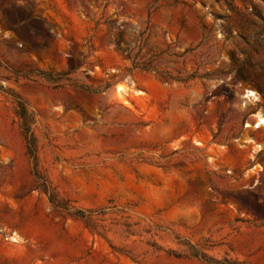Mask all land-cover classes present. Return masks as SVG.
<instances>
[{"label":"rangeland","instance_id":"1","mask_svg":"<svg viewBox=\"0 0 264 264\" xmlns=\"http://www.w3.org/2000/svg\"><path fill=\"white\" fill-rule=\"evenodd\" d=\"M0 264H264V0H0Z\"/></svg>","mask_w":264,"mask_h":264},{"label":"bare ground","instance_id":"2","mask_svg":"<svg viewBox=\"0 0 264 264\" xmlns=\"http://www.w3.org/2000/svg\"><path fill=\"white\" fill-rule=\"evenodd\" d=\"M250 96H254L255 97V94L253 92H249Z\"/></svg>","mask_w":264,"mask_h":264}]
</instances>
